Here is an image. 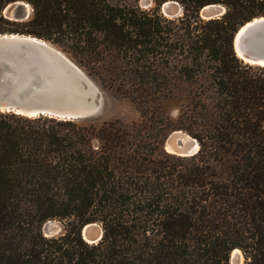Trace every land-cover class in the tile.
I'll list each match as a JSON object with an SVG mask.
<instances>
[{
    "label": "trees",
    "instance_id": "1",
    "mask_svg": "<svg viewBox=\"0 0 264 264\" xmlns=\"http://www.w3.org/2000/svg\"><path fill=\"white\" fill-rule=\"evenodd\" d=\"M173 1L181 16L166 18ZM23 2L25 21L3 10ZM0 0V34L61 47L99 85L136 106L142 124L0 112V264H264V68L232 48L264 17V0ZM220 5L224 14L199 17ZM176 101L175 125L145 121ZM162 114V113H161ZM180 130L191 157L162 143ZM63 220L56 237L42 225ZM100 225L86 243L83 226Z\"/></svg>",
    "mask_w": 264,
    "mask_h": 264
},
{
    "label": "water",
    "instance_id": "2",
    "mask_svg": "<svg viewBox=\"0 0 264 264\" xmlns=\"http://www.w3.org/2000/svg\"><path fill=\"white\" fill-rule=\"evenodd\" d=\"M160 12L166 18H176L182 10L178 3L168 1L161 5ZM224 12L220 5H207L200 9L199 17L217 19ZM30 14V7L23 2L9 4L3 10V16L11 21H25ZM232 48L244 64L264 68V17L240 26L233 35ZM102 104L97 85L49 42L0 34V112L77 121L97 116ZM162 147L177 157H191L199 150L198 142L181 131L170 133ZM80 236L86 243L95 244L101 239L102 229L94 223L86 224ZM229 264L241 263L231 253Z\"/></svg>",
    "mask_w": 264,
    "mask_h": 264
},
{
    "label": "rangeland",
    "instance_id": "3",
    "mask_svg": "<svg viewBox=\"0 0 264 264\" xmlns=\"http://www.w3.org/2000/svg\"><path fill=\"white\" fill-rule=\"evenodd\" d=\"M138 5L141 9H144V10L149 9L152 6L151 0H139ZM50 44L52 46H54L56 49H58L59 51H61L74 65H76L78 68H80L86 74V76H88L97 85V87L100 91V94L102 96L103 104H102V109H101L100 113L97 116H95L94 118L90 119V120H92V122L95 125H100L103 122H110V121L116 120L122 126L126 127L128 130L132 131V130H135L136 128H138V126H140V124L143 123L142 118H141L140 114L138 113L136 106L134 104H132L128 99L123 98V97L115 94L114 92H111L109 90L102 88L99 85L98 80L86 71V69L82 66V63L80 64L77 59H74L72 55L67 53L61 47L54 45L52 43H50ZM161 113H160V115H155V114H152L151 112H148L147 117H151L148 119H154V121L153 122H152V120H150V122L145 121V124H148L150 127L155 126L157 128L162 124V121L163 122L166 121V119H162V118L167 117L168 123H170L171 125H175V123L177 121V115H178L177 114L178 113V103L176 101L164 103V106L162 107ZM174 131H180V130L174 129V130L170 131L167 134V136ZM181 132H183V131H181ZM184 134H186V133H184ZM186 135H188V134H186ZM189 137H191V136H189ZM162 145H163V143H162ZM162 149H163V147H162ZM65 223L66 222L63 220H49L42 225L41 233L43 234V236H45L47 238L56 237V236L62 234L63 229L65 227ZM94 224H96V223H94ZM98 226L100 227V225H98ZM241 256H242V254H241ZM241 264H243V257L241 260Z\"/></svg>",
    "mask_w": 264,
    "mask_h": 264
},
{
    "label": "bare ground",
    "instance_id": "4",
    "mask_svg": "<svg viewBox=\"0 0 264 264\" xmlns=\"http://www.w3.org/2000/svg\"><path fill=\"white\" fill-rule=\"evenodd\" d=\"M232 257L237 258L239 260V262L241 263L242 257H241V254L238 250L232 251Z\"/></svg>",
    "mask_w": 264,
    "mask_h": 264
}]
</instances>
